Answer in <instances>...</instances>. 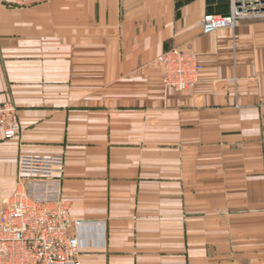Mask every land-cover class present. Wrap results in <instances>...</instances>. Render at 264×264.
<instances>
[{"label": "crops", "instance_id": "crops-1", "mask_svg": "<svg viewBox=\"0 0 264 264\" xmlns=\"http://www.w3.org/2000/svg\"><path fill=\"white\" fill-rule=\"evenodd\" d=\"M231 0L0 4V210L22 154L65 156L79 264H264V18L202 31ZM193 52L197 85H164Z\"/></svg>", "mask_w": 264, "mask_h": 264}, {"label": "built area", "instance_id": "built-area-1", "mask_svg": "<svg viewBox=\"0 0 264 264\" xmlns=\"http://www.w3.org/2000/svg\"><path fill=\"white\" fill-rule=\"evenodd\" d=\"M35 0H0L10 7H29ZM264 17V0H231L226 15L207 13L202 31L235 29L243 20ZM160 61L167 87L182 91L194 87L202 65L193 52L172 48ZM0 128L7 139L22 132L18 109L0 103ZM65 156L22 154L17 162L16 190L0 210V264H79L84 247L82 221L73 217V203L65 197Z\"/></svg>", "mask_w": 264, "mask_h": 264}, {"label": "rangeland", "instance_id": "rangeland-1", "mask_svg": "<svg viewBox=\"0 0 264 264\" xmlns=\"http://www.w3.org/2000/svg\"><path fill=\"white\" fill-rule=\"evenodd\" d=\"M22 8V7H21ZM25 8V7H24ZM259 18H264V17H256V18H249V19H259ZM246 20V19H245ZM198 81H199V79H198ZM163 82H164V80H163ZM198 83V82H197ZM164 85H165V83H164ZM197 85V84H196ZM195 85V86H196ZM194 86V87H195ZM165 87L167 88V89H172V88H169V87H167L166 85H165ZM191 88H193V87H191ZM191 88H189V89H191ZM172 90H174V89H172ZM185 90H187V89H185ZM174 91H177V90H174ZM183 91V90H182Z\"/></svg>", "mask_w": 264, "mask_h": 264}]
</instances>
